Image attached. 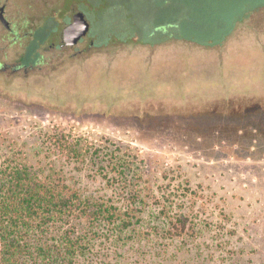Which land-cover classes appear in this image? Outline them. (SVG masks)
<instances>
[{"label":"rangeland","instance_id":"374dc122","mask_svg":"<svg viewBox=\"0 0 264 264\" xmlns=\"http://www.w3.org/2000/svg\"><path fill=\"white\" fill-rule=\"evenodd\" d=\"M138 3L0 0L12 28L0 20V169L25 164L66 189L140 209L118 245L105 225L91 228L76 264H264V6L241 14L225 38L233 34L247 67L259 68L244 71L249 88L228 84L236 97L225 91L197 115H167L134 108L113 73L100 71L119 48L163 38L152 30L160 8L151 0L143 22ZM79 10L90 31L65 46L61 34ZM222 61L220 71L235 67ZM242 105L249 109L236 113ZM175 221L189 229L174 235Z\"/></svg>","mask_w":264,"mask_h":264},{"label":"trees","instance_id":"16d2710c","mask_svg":"<svg viewBox=\"0 0 264 264\" xmlns=\"http://www.w3.org/2000/svg\"><path fill=\"white\" fill-rule=\"evenodd\" d=\"M131 1L108 0L113 8L126 6ZM138 1L139 17L147 22L152 19L148 14L151 0ZM153 1L160 8L153 17L157 23L152 28L153 32L163 30V38H181L204 45L221 43L243 15L264 6V0ZM257 27L262 29L259 25ZM178 28L184 32H177ZM197 34L200 36L197 37ZM35 57L28 55L27 60L33 61ZM245 108L242 107L236 113L242 114L247 110ZM77 145L80 146L78 151H83V145ZM129 195L136 205L139 195L132 192ZM139 211L137 206L123 209L100 200V197L86 196L76 189H66L56 179L51 176L41 177L25 164L5 166L0 169V262L80 263L87 246L93 243V238L89 236L91 228L98 229L105 225L108 240L118 245L123 234L130 232L135 221L141 217ZM187 228L183 221H175L170 222L168 230L178 235ZM124 264L131 263L124 261Z\"/></svg>","mask_w":264,"mask_h":264},{"label":"crops","instance_id":"0c3cea01","mask_svg":"<svg viewBox=\"0 0 264 264\" xmlns=\"http://www.w3.org/2000/svg\"><path fill=\"white\" fill-rule=\"evenodd\" d=\"M240 32L241 29L236 35ZM230 38L215 45L175 37L136 41L133 46L116 50L110 59L104 55L106 60H101L100 71L113 73L115 83L126 91V101L137 105L134 108L154 109L167 115H197L200 111L194 109L200 108L209 98L226 97V92L236 97L238 94L232 91L234 85L240 90L248 89L249 82L242 80L244 71H259V68L247 67L245 60L250 55L238 50L241 44L229 43ZM133 54H139L141 61L132 60L133 64H128ZM223 59L232 60L235 67L220 71ZM228 84L232 90H227ZM257 94L246 97L256 98Z\"/></svg>","mask_w":264,"mask_h":264},{"label":"water","instance_id":"95a60500","mask_svg":"<svg viewBox=\"0 0 264 264\" xmlns=\"http://www.w3.org/2000/svg\"><path fill=\"white\" fill-rule=\"evenodd\" d=\"M6 4L0 7V20L7 27L11 28L10 21L5 16ZM91 23L84 11L79 10L74 14L73 20L68 23L62 32V44L75 45L82 37L88 34Z\"/></svg>","mask_w":264,"mask_h":264},{"label":"flooded vegetation","instance_id":"af4514ba","mask_svg":"<svg viewBox=\"0 0 264 264\" xmlns=\"http://www.w3.org/2000/svg\"><path fill=\"white\" fill-rule=\"evenodd\" d=\"M76 12H77V11H76ZM76 12H75V13H76ZM75 13H74V14H75ZM74 14H73V16H72V20H73ZM72 20H71V21H72ZM69 23H70V22H69ZM66 25H67V24H66ZM66 25H65V26H66ZM9 29H12V28H9ZM85 36H86V35H85ZM85 36H84V37H85ZM82 38H83V37H82ZM82 38L80 39V41L82 40ZM61 40H62V34H61ZM80 41H79V42H80ZM79 42H78V43H79ZM63 45H64V44H63ZM75 45H76V44H75ZM65 46H74V45H65ZM38 61H40V60H36V62H38ZM1 64H2V63H1ZM2 65H3V64H2Z\"/></svg>","mask_w":264,"mask_h":264}]
</instances>
